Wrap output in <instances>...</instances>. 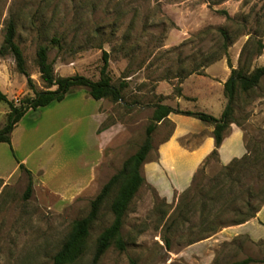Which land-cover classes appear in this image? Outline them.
Returning a JSON list of instances; mask_svg holds the SVG:
<instances>
[{
  "label": "rangeland",
  "instance_id": "rangeland-1",
  "mask_svg": "<svg viewBox=\"0 0 264 264\" xmlns=\"http://www.w3.org/2000/svg\"><path fill=\"white\" fill-rule=\"evenodd\" d=\"M9 18L36 90L43 89L35 59L39 44L48 48L56 75L91 80L99 77L105 51L112 81L128 86L122 101L94 100L75 87L61 102L24 115L13 151L0 143V264H50L74 219L89 211L95 194L144 141L155 103L221 113L215 97L196 109L173 101L177 87L223 89L230 73L226 55L206 64L213 59L206 57L220 54L218 28L230 36L226 53L233 68L250 73L264 66V0H0V46ZM196 64L185 78L175 77ZM0 90L16 103L33 95L9 54L0 55ZM8 112L0 102V127ZM230 124L242 130L247 150L264 157V74L251 90H238ZM172 127L168 119L157 124L149 158ZM17 161L32 170L27 198L28 175ZM222 166L215 158L206 160L188 186L169 198L145 179L121 230L125 249L111 244L97 264H232L246 257L254 259L249 264H264V227H247L251 235L232 230L238 224L210 233L211 221H202L205 210L215 206ZM114 194L101 206L86 249L73 264H90L95 240L113 218ZM180 205L189 212L178 215Z\"/></svg>",
  "mask_w": 264,
  "mask_h": 264
},
{
  "label": "trees",
  "instance_id": "trees-1",
  "mask_svg": "<svg viewBox=\"0 0 264 264\" xmlns=\"http://www.w3.org/2000/svg\"><path fill=\"white\" fill-rule=\"evenodd\" d=\"M0 46V55H11L15 62L16 69L26 75L27 84L31 88L33 95L22 97L16 102L8 100L6 95L0 90V102H5L9 107L6 121L0 127V143H7L11 151V132L16 123L29 111L49 106L54 102H61L65 96L75 87H82L87 94L94 100L102 98H110L113 101L123 100V91L128 86L127 82L122 80L114 83L110 77L108 68V53H102V66L99 70L97 80H91L83 75L74 74L72 76H58L55 74L53 64L48 59V48L44 45H38L36 50V64L43 84V89L36 90L33 81L25 68V59L22 49L15 42V25L12 18H9ZM219 37L223 38L219 46L220 54L217 57H206L211 60L206 64H211L219 57L226 55L227 65L230 68L227 79L223 82V94L226 98V104L220 115L215 117L203 111H192L172 107L158 101L154 104L153 113L150 123L145 129V138L139 148L130 155L122 164L119 171L113 174L101 187L99 192L95 194L90 201L89 211L81 218L74 219L71 224L69 233L61 243L57 252L52 256L50 264H73L79 259L86 249L85 239L88 237L89 230L96 220L101 206L115 192L111 203L110 211L113 218L110 224L102 229L95 240V247L90 264H97L106 249L114 244L118 250H124L126 241L122 237L121 230L129 208V204L135 196L136 192L146 181L141 172L143 163L148 153L152 149L151 134L157 127L159 122L167 120L169 113H177L195 117L205 123L213 126L212 136L214 138V148L205 159L215 158L218 161L217 149L231 122L233 113V104L238 90L247 92L254 88L260 78L264 74V66L255 67L250 73H245L241 68H233L230 64L226 50L229 46L230 36L224 28H218ZM50 42L53 45H59V39L52 37ZM203 64L205 60H202ZM200 65L203 67L204 65ZM198 64L189 72L185 69L178 72L175 77L182 78L191 74L198 69ZM183 72H185L183 74ZM180 79V78H179ZM240 88V89H237ZM176 96L180 97L181 89H175ZM204 161V162H205ZM19 168L24 170L28 175V183L26 187L25 197L27 198L31 191V172L22 163ZM222 184L216 188L217 198L215 199L214 208H204L203 223L210 222L209 232L214 233L222 226L241 224L255 217L258 210L264 204V157L253 154L250 150L239 157L233 158L229 163L222 166ZM220 182V181H218ZM222 193L220 196L219 194ZM206 204L203 205V207ZM177 214L184 215L189 212L187 205L177 207ZM184 208V210H183ZM164 244L168 248L170 246L169 239L164 237ZM254 261L251 257L235 261L232 264H249Z\"/></svg>",
  "mask_w": 264,
  "mask_h": 264
},
{
  "label": "crops",
  "instance_id": "crops-1",
  "mask_svg": "<svg viewBox=\"0 0 264 264\" xmlns=\"http://www.w3.org/2000/svg\"><path fill=\"white\" fill-rule=\"evenodd\" d=\"M157 92L160 94L161 90L157 89ZM181 94L182 96L180 97L175 96L174 104L181 106L183 103H190L196 109L197 103L206 99L211 101V97L220 100L222 111L226 104L223 89H181ZM185 97L194 100H187ZM221 113L216 117L218 118ZM100 114L98 113L102 119L103 115ZM23 117L16 123L11 132L10 143L14 148V136L21 129ZM166 118L173 124L172 132L166 140L155 146V158H149L148 155L142 165V169L146 181L160 195L169 198L173 192H180L188 186L194 173L213 150L214 138L212 136L213 126L195 117L172 112ZM100 146L102 150L103 144ZM216 149L218 163L221 165H226L233 158L243 156L246 153V146L242 130L235 124H229L220 146ZM17 163L22 162L17 161ZM254 225H258L261 229L264 227V204L254 218L246 221V223L238 224L235 227L232 226L234 228L232 230H236L238 233L250 234L247 227H254Z\"/></svg>",
  "mask_w": 264,
  "mask_h": 264
}]
</instances>
